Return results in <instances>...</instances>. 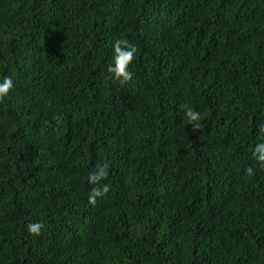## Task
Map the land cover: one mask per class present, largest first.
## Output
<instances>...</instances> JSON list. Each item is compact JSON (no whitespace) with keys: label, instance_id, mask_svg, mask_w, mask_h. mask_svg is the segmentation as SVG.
<instances>
[{"label":"trees","instance_id":"16d2710c","mask_svg":"<svg viewBox=\"0 0 264 264\" xmlns=\"http://www.w3.org/2000/svg\"><path fill=\"white\" fill-rule=\"evenodd\" d=\"M4 77L0 264H264V0H0Z\"/></svg>","mask_w":264,"mask_h":264},{"label":"clouds","instance_id":"9594fccd","mask_svg":"<svg viewBox=\"0 0 264 264\" xmlns=\"http://www.w3.org/2000/svg\"><path fill=\"white\" fill-rule=\"evenodd\" d=\"M138 48L134 43H131L128 39H117L113 43V60L112 63L107 66V72L111 74V78L118 81L120 84H124L132 80L133 75L129 71V66L136 59ZM13 88V80L11 77H4L0 81V103L4 101V98L8 95ZM185 112V115L192 125L193 130H202V116L193 107L185 104L181 106ZM258 131L260 133V139L264 141V123L259 125ZM252 156L259 164L260 168H264V142L257 143L253 150ZM109 163H98L95 169L90 172L88 180L89 183L96 185L91 189L88 196V203L95 206L97 198L105 196L110 191L109 184H102L103 180H106L109 176ZM246 176H254L255 168L249 166L245 169ZM45 225L41 222H33L27 225V229L30 234L40 236Z\"/></svg>","mask_w":264,"mask_h":264}]
</instances>
